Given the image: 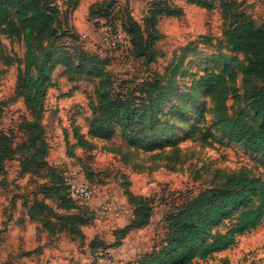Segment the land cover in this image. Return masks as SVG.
Here are the masks:
<instances>
[{"label": "rangeland", "instance_id": "1", "mask_svg": "<svg viewBox=\"0 0 264 264\" xmlns=\"http://www.w3.org/2000/svg\"><path fill=\"white\" fill-rule=\"evenodd\" d=\"M77 1L57 3L62 11L68 8L63 13L78 42L57 35L64 30L61 12L53 22L56 35L37 34L50 75L41 116L43 144L35 155L42 164L29 170L23 166L33 149L20 146L28 141L24 122L30 114L16 90L25 69V45L21 36H9L0 25V53L7 56H0V146L8 142L15 149L0 162V264H96L98 248L111 250L116 264H137L163 244L169 213L222 183L226 173L256 177L264 172V157L229 140L220 127L222 116H242L257 128L251 103L261 85L244 79L240 65L247 59L227 45L222 1L229 14L238 12L234 17L247 16L264 26V0H210L209 8L187 0H117L113 12L122 8L135 22L133 51L121 42L107 47L114 34L104 40V20H89L84 8L73 12ZM157 1L181 6L182 14L158 17L161 37L151 42L145 19ZM80 47L103 56V63L81 67ZM212 73L222 78L204 79ZM100 88L147 106L144 122L135 117L134 134L122 136L117 128L109 136L94 132L91 107ZM199 132L210 136L202 139ZM69 172L95 187L90 200L74 207L87 220L79 235L54 229V223L49 230L40 223L45 216L31 217L29 210L35 198L59 214L71 213L48 190ZM205 261L264 264V218Z\"/></svg>", "mask_w": 264, "mask_h": 264}, {"label": "trees", "instance_id": "2", "mask_svg": "<svg viewBox=\"0 0 264 264\" xmlns=\"http://www.w3.org/2000/svg\"><path fill=\"white\" fill-rule=\"evenodd\" d=\"M187 1L205 8L211 6L210 0ZM116 4L117 0L93 1L88 7L87 17L89 20L103 19L112 27L119 25L129 37V47L133 51L136 48L135 22L130 20L129 13L122 8L115 14L113 8ZM75 5L76 2L72 8ZM222 6L225 13L223 30L227 45L232 51L241 52L246 57L247 62L240 65L244 79L248 82L257 79L261 81V85L251 103L257 128L242 116H222L220 127L229 140L264 157V26L256 25L247 16L234 17L238 12L229 14L227 2L222 1ZM67 9L64 8L62 11L57 0H0V25L4 26L3 32L9 36H21L25 45V69L17 78L16 90L23 98L30 118L24 122L28 131V141L20 148H32L33 152L31 160L24 164V169L29 170L42 164L35 155L40 153L43 144L41 116L50 71L47 66L46 48L37 41V34L46 31L50 36L56 35L53 22L61 12L64 15V30H60V34L57 35L69 36L70 40L78 42V33L68 26L67 14L63 13ZM181 14V6L168 7L161 1L151 4L145 19L150 30L151 42L161 37L156 27L158 17ZM2 48L0 44V49ZM72 51L76 54L77 48H73ZM52 53L54 54V51ZM49 55L50 50L48 57ZM78 55L82 57L81 67H85L87 63H103V56L84 47L79 48ZM0 56L4 59L7 57L2 52ZM252 64H255L253 72L250 71ZM101 72L97 71L98 77ZM217 77L222 78L219 74L212 73L209 78L204 79L215 81ZM182 110L183 108L180 111ZM146 111L147 106H137L119 93L100 88L96 90V102L91 107L90 122L97 134L109 136L117 128L122 136H128L134 134L133 126L138 123L135 117L144 122ZM199 136L207 139L210 135L199 132ZM14 151L8 142L3 143L0 146V162ZM53 189L52 191L48 188L51 192L49 195H55L61 201L59 206L72 212L59 214L47 202L33 198L29 205L30 216L35 218L45 216L40 223L49 230L54 223L56 226L54 229L60 228V231L74 235L81 234L80 226L86 224L87 220L73 211H79L74 207L83 202L77 203L68 196L62 175L61 183ZM51 218L57 223L52 222ZM263 218L264 172L263 175L256 177L247 176L243 171L226 173L222 183L199 192L194 198L187 200L178 211L166 216L168 235L163 244L156 252L145 254L137 264H207L205 260L208 257L235 244L239 235L255 228ZM134 225L139 223L132 224Z\"/></svg>", "mask_w": 264, "mask_h": 264}, {"label": "built area", "instance_id": "3", "mask_svg": "<svg viewBox=\"0 0 264 264\" xmlns=\"http://www.w3.org/2000/svg\"><path fill=\"white\" fill-rule=\"evenodd\" d=\"M114 28V29H113ZM102 38L107 40L108 35L111 33L114 34L115 38L111 41H106L107 47H115L118 42H121L122 45L129 46V37L121 30L119 25L112 27L105 21L101 27ZM121 34L123 37L121 38ZM123 40V41H122ZM63 181L66 186V192L68 196L77 203H82L90 200L94 196L95 187L92 183L88 182L86 179L79 178L77 179L73 172L65 173L62 175ZM95 263L96 264H116V260L112 256L111 250L97 249L95 251Z\"/></svg>", "mask_w": 264, "mask_h": 264}, {"label": "crops", "instance_id": "4", "mask_svg": "<svg viewBox=\"0 0 264 264\" xmlns=\"http://www.w3.org/2000/svg\"><path fill=\"white\" fill-rule=\"evenodd\" d=\"M93 1L96 0H90V2H87V0H79L77 1L76 5L71 9L73 12H75L78 8H84V13L87 14L88 13V7L90 5V3H92ZM87 2V4H86Z\"/></svg>", "mask_w": 264, "mask_h": 264}]
</instances>
